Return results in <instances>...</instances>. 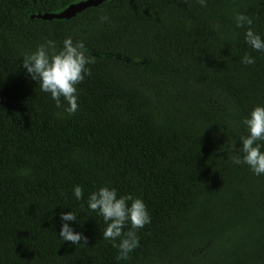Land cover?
Here are the masks:
<instances>
[{
    "label": "trees",
    "instance_id": "trees-1",
    "mask_svg": "<svg viewBox=\"0 0 264 264\" xmlns=\"http://www.w3.org/2000/svg\"><path fill=\"white\" fill-rule=\"evenodd\" d=\"M76 1L0 0V264H264V0Z\"/></svg>",
    "mask_w": 264,
    "mask_h": 264
},
{
    "label": "water",
    "instance_id": "water-1",
    "mask_svg": "<svg viewBox=\"0 0 264 264\" xmlns=\"http://www.w3.org/2000/svg\"><path fill=\"white\" fill-rule=\"evenodd\" d=\"M104 1L107 0H79L68 4L66 7H64L58 12L35 13L32 16L38 19H46V20L68 19L73 17L77 12H80L84 8H87L89 6H94Z\"/></svg>",
    "mask_w": 264,
    "mask_h": 264
},
{
    "label": "rangeland",
    "instance_id": "rangeland-1",
    "mask_svg": "<svg viewBox=\"0 0 264 264\" xmlns=\"http://www.w3.org/2000/svg\"><path fill=\"white\" fill-rule=\"evenodd\" d=\"M209 105H210L211 107L216 108V106H215L212 102H209Z\"/></svg>",
    "mask_w": 264,
    "mask_h": 264
}]
</instances>
